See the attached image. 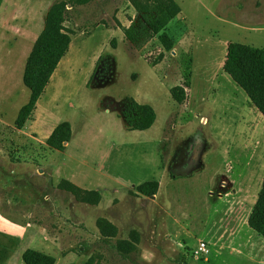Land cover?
Masks as SVG:
<instances>
[{"label":"rangeland","instance_id":"1","mask_svg":"<svg viewBox=\"0 0 264 264\" xmlns=\"http://www.w3.org/2000/svg\"><path fill=\"white\" fill-rule=\"evenodd\" d=\"M58 1L0 0V264H25L28 248L55 264H264V237L247 222L264 177V117L221 63L230 41L264 48V0H174L170 50L157 35L142 46L125 38L139 16L130 0H65L69 48L18 129L26 61ZM127 97L153 106L150 128H127ZM63 121L71 139L52 150L47 135ZM146 181H158L154 194L138 191Z\"/></svg>","mask_w":264,"mask_h":264},{"label":"trees","instance_id":"2","mask_svg":"<svg viewBox=\"0 0 264 264\" xmlns=\"http://www.w3.org/2000/svg\"><path fill=\"white\" fill-rule=\"evenodd\" d=\"M71 1L82 4L89 0ZM130 2L139 16L124 28L125 38L137 46H142L157 35L163 47L170 50L173 47V40L165 28L180 12L179 6L174 0H130ZM66 4L67 1L61 0L50 6L46 14L45 26L27 58L22 79L29 88L30 95L15 119V127L18 129H21L30 117L57 65L69 48L71 36L64 26ZM222 68L245 91L253 105L264 116V48L230 41ZM171 95L177 102H182L186 90L183 85H175L171 88ZM118 115L131 130H146L156 119V111L152 105L141 103L132 97L124 100ZM71 135V123L60 122L48 136L46 144L52 150L62 151L65 143L71 139ZM158 185V181H146L139 184L137 189L143 194L151 195L157 191ZM60 187L81 199L86 198L91 202H98L100 199L99 192L83 189L69 180H62ZM247 222L250 228L264 237V177ZM120 244L124 251L133 248L128 242ZM22 259L25 264H55L54 256L33 248L26 249Z\"/></svg>","mask_w":264,"mask_h":264},{"label":"built area","instance_id":"3","mask_svg":"<svg viewBox=\"0 0 264 264\" xmlns=\"http://www.w3.org/2000/svg\"><path fill=\"white\" fill-rule=\"evenodd\" d=\"M196 252L197 254L199 255H205V254H208L209 252V249L207 247V243L205 241H200L199 242V245L196 249Z\"/></svg>","mask_w":264,"mask_h":264},{"label":"crops","instance_id":"4","mask_svg":"<svg viewBox=\"0 0 264 264\" xmlns=\"http://www.w3.org/2000/svg\"><path fill=\"white\" fill-rule=\"evenodd\" d=\"M228 45V44H227ZM251 46H254V45H251ZM254 47H256V46H254ZM225 53V56H224V58H223V60H222V64L224 63V60H225V57H226V53H227V50L224 52ZM64 57V56H63ZM61 61V60H60ZM60 63V62H59ZM58 66V65H57ZM223 66V65H222ZM53 75V74H52ZM46 89V88H45ZM243 90V89H242ZM247 95V94H246ZM249 98V97H248ZM39 100V99H38ZM250 100V99H249ZM250 102H251V100H250ZM251 104L253 105V103L251 102ZM252 105H251V107H252ZM254 106V105H253ZM255 107V106H254ZM253 108V107H252ZM256 108V107H255ZM257 109V108H256ZM258 110V109H257ZM258 113H260L259 111H258ZM261 114V113H260ZM262 115V114H261ZM263 116V115H262ZM264 117V116H263ZM205 118V117H204ZM207 119V118H206ZM24 127V126H23ZM22 127V128H23ZM54 128H52V130H53ZM52 130L49 132V134L47 135V137L50 135V133L52 132ZM263 182V181H262Z\"/></svg>","mask_w":264,"mask_h":264}]
</instances>
